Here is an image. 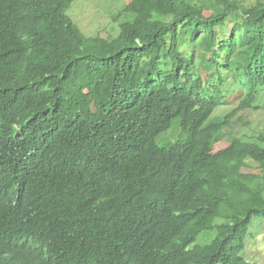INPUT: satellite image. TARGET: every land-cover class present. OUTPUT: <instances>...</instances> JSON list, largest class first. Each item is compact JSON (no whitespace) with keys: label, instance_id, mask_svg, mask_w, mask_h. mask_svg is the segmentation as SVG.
I'll list each match as a JSON object with an SVG mask.
<instances>
[{"label":"trees","instance_id":"16d2710c","mask_svg":"<svg viewBox=\"0 0 264 264\" xmlns=\"http://www.w3.org/2000/svg\"><path fill=\"white\" fill-rule=\"evenodd\" d=\"M127 1L104 38L0 0V264H250L264 134L228 130L264 101V0Z\"/></svg>","mask_w":264,"mask_h":264},{"label":"rangeland","instance_id":"374dc122","mask_svg":"<svg viewBox=\"0 0 264 264\" xmlns=\"http://www.w3.org/2000/svg\"><path fill=\"white\" fill-rule=\"evenodd\" d=\"M256 0H244L245 5L251 6ZM127 0H71L65 14L71 19L75 27L85 37L102 36L104 38L118 33L115 26L122 18L126 17L123 10ZM205 14H208L207 12ZM237 96L232 93L227 96L228 106H219L214 115H221L237 104ZM175 127V126H174ZM228 132L231 136H239L243 140L256 141L260 134H264V101L260 98L259 105L255 110L239 112ZM167 134H161L157 143ZM229 139L213 144V152L225 148ZM247 166L242 169L244 173L259 174L256 164L247 161ZM215 237V231H202L195 239L194 244L204 245ZM243 259L250 264H264V220L253 217L248 227L244 241V249L241 253Z\"/></svg>","mask_w":264,"mask_h":264},{"label":"clouds","instance_id":"9594fccd","mask_svg":"<svg viewBox=\"0 0 264 264\" xmlns=\"http://www.w3.org/2000/svg\"><path fill=\"white\" fill-rule=\"evenodd\" d=\"M208 231H212V230H208ZM197 238V237H196ZM210 243V242H209ZM209 243H207V244H209ZM198 245V244H197ZM204 245H206V244H204ZM201 246H203V245H201Z\"/></svg>","mask_w":264,"mask_h":264}]
</instances>
